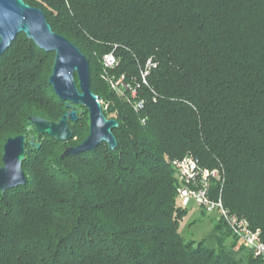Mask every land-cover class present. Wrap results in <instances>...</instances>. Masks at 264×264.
I'll return each mask as SVG.
<instances>
[{"label": "trees", "instance_id": "obj_1", "mask_svg": "<svg viewBox=\"0 0 264 264\" xmlns=\"http://www.w3.org/2000/svg\"><path fill=\"white\" fill-rule=\"evenodd\" d=\"M25 2L87 56L92 90L119 122L118 146L62 156L89 134L82 106L74 139L42 135L23 162L27 183L0 191V264H264L235 248L222 219L201 240L183 236L188 207L171 164L193 154L218 169L213 198L264 241V0ZM111 52L119 64L108 75L137 85L139 111L103 76ZM54 58L24 33L0 55L1 164L8 138L41 137L30 116L59 121L68 111L49 83Z\"/></svg>", "mask_w": 264, "mask_h": 264}, {"label": "water", "instance_id": "obj_2", "mask_svg": "<svg viewBox=\"0 0 264 264\" xmlns=\"http://www.w3.org/2000/svg\"><path fill=\"white\" fill-rule=\"evenodd\" d=\"M20 33H24L38 47L55 52L49 83L60 100L66 103V111L59 121L42 116H30L29 124L39 136L47 135L60 142L73 139L70 121L79 118L78 107L88 112L89 134L78 145L69 146L62 156L92 150L105 142L111 150L118 146L114 129L119 122L106 116L101 97L91 87V69L87 56L66 36L56 32L45 12L31 6L25 0H0V55L9 48ZM36 146L23 133L7 139L0 165V191L16 188L27 183L23 162Z\"/></svg>", "mask_w": 264, "mask_h": 264}, {"label": "built area", "instance_id": "obj_3", "mask_svg": "<svg viewBox=\"0 0 264 264\" xmlns=\"http://www.w3.org/2000/svg\"><path fill=\"white\" fill-rule=\"evenodd\" d=\"M102 63L105 73L103 76L108 80L112 90L126 97L136 111L144 108V99L137 98V85H133V82L127 79L125 74H120L116 77L108 75V70L115 68L119 64L117 56L112 52L105 54L102 58ZM152 66V59H148L145 67L141 70L142 82H147V76ZM171 164L182 179V184L178 187L179 203L183 207H188L191 200L194 199L202 210L204 208L208 213L216 212L220 219L227 223L235 237L249 247L255 256L264 260V241L261 237V231L254 229L247 218L233 214L225 206L221 196L217 198L212 196V182L214 180L223 181L220 171L216 168L201 167L199 159L193 154H187L181 159H175Z\"/></svg>", "mask_w": 264, "mask_h": 264}, {"label": "rangeland", "instance_id": "obj_4", "mask_svg": "<svg viewBox=\"0 0 264 264\" xmlns=\"http://www.w3.org/2000/svg\"><path fill=\"white\" fill-rule=\"evenodd\" d=\"M102 104H103V101H102ZM79 109H81V107H78V110ZM35 116H41V115H35ZM42 117H44V116H42ZM30 133H33V132L30 131ZM31 138H34V142L38 143L41 141L42 136L39 138L37 137V139L35 140V136L30 135V139ZM38 144L40 145V143H38ZM69 146H74V144L73 145L70 144L67 147H69ZM67 147L64 148V151ZM0 165H2V164L0 163ZM174 172H175V178H176V181H177V184L179 187L182 184V181H181L182 179H181L180 175L178 174V172L176 171V169H174ZM177 192H178V189H177ZM178 201L180 202L179 195H178ZM218 219H220V217L218 216V214L216 212L208 213V212H206V210H204V208L202 210L197 205L195 200L192 199L191 203L188 206V212L185 214V216L181 220L179 230L186 239L198 241V240H201L202 238L206 237L213 230ZM232 234H233V232H232ZM230 241H231V239H228L227 243H230ZM242 247H245V248L251 250L249 247H247L243 243H241L240 240L237 238V244H236L235 248L241 249Z\"/></svg>", "mask_w": 264, "mask_h": 264}]
</instances>
